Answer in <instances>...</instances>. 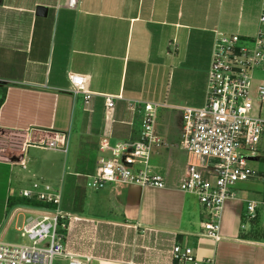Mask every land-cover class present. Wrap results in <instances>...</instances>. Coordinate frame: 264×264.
Instances as JSON below:
<instances>
[{
	"label": "crops",
	"instance_id": "0c3cea01",
	"mask_svg": "<svg viewBox=\"0 0 264 264\" xmlns=\"http://www.w3.org/2000/svg\"><path fill=\"white\" fill-rule=\"evenodd\" d=\"M261 2L79 0L72 9L59 5L63 0H0V234L31 213L21 208L26 203L9 207V201L27 200L19 194L38 177L32 165L38 150L65 152L68 160L72 148L71 171L60 187L51 186L70 215L68 250L86 245L90 253H77L89 255L88 264H139L144 247L168 249L174 242L191 246L202 264H264V241L245 232L252 223L242 227L244 201H264V170L256 177L263 183L259 196L236 191L225 202L219 238L204 235V215L194 194L107 184L92 189L87 202L83 190L102 154L101 140L139 136L140 122L129 100L160 104L158 116L164 119L157 118L156 128L169 147L158 149L153 163L170 184L182 179L193 158L178 147L179 138L169 140L174 123L168 121L181 123L184 106L205 102L216 32L254 35ZM39 7L46 14H39ZM68 72L89 77L95 93L89 103L71 91ZM119 94L123 98L107 109L103 95ZM56 139L62 146L49 148Z\"/></svg>",
	"mask_w": 264,
	"mask_h": 264
},
{
	"label": "built area",
	"instance_id": "2783aa9c",
	"mask_svg": "<svg viewBox=\"0 0 264 264\" xmlns=\"http://www.w3.org/2000/svg\"><path fill=\"white\" fill-rule=\"evenodd\" d=\"M63 5L75 9L79 0H63ZM264 71V0L261 2L258 28L254 35L217 31L211 61L207 71L205 102L201 107L182 108V128L178 147L192 157L185 174L170 184L166 174L153 163L160 148L169 147L168 140L157 128L160 104L129 100L128 107L140 122L136 139L111 143L100 142L102 154L87 186L101 189L107 184L136 183L154 187H173L194 194L200 203L204 220V235L219 238L224 204L236 197L235 186L259 176L251 160L264 159V116L254 115L255 102L259 111L264 104V83L257 77ZM74 94H82L85 103L95 95L89 89V77L68 72ZM107 109L122 95H103ZM63 142L52 140L49 148H59ZM25 166V164H23ZM22 198L38 202L23 204L31 213L14 228L26 242H10L0 234V264H54L56 259L67 264H88L89 255L68 250L67 230L70 215L62 208V195L44 182L21 189ZM242 227L264 216V201L245 200ZM77 219V218H76ZM248 223V225H247ZM144 261L139 264H202L191 246L174 242L170 248L144 247ZM209 262V261H208ZM210 263V262H209Z\"/></svg>",
	"mask_w": 264,
	"mask_h": 264
},
{
	"label": "rangeland",
	"instance_id": "374dc122",
	"mask_svg": "<svg viewBox=\"0 0 264 264\" xmlns=\"http://www.w3.org/2000/svg\"><path fill=\"white\" fill-rule=\"evenodd\" d=\"M208 58H209V55L204 56L205 64H206V61ZM256 77L262 83H264V71H258L256 73ZM203 104L199 105L198 107L203 106ZM188 106H190V105H188ZM259 106H260L259 102H255L253 114L254 115L260 114V115L264 116V104L262 105V112L261 113L259 111V108H260ZM157 118H158L159 122L163 123V119H164L163 115H159ZM167 120H168V117H167ZM168 122L170 123V125L172 123H174L173 126L171 127V129L169 130L171 132L169 134V137H168L169 140L172 139L173 137L176 139H178V138L180 139L182 121L180 123V121H172L170 118V120ZM179 139L176 141L177 144L179 143ZM71 153H72V148H71L70 154ZM70 154H69L68 160H67V154L65 152H60V151L51 150V149L38 150V152L36 154L37 159H35V162L32 163V165L35 164V166L37 168V169H35V168L34 169L38 173V177H36V178L34 177L33 179L38 180L40 182L48 183V184L55 186V187H60L62 185V181L65 179V177H67V173L69 171H71V169H70V162H71ZM166 155H168V151H166ZM155 160L157 162L160 161L161 160L160 156H156ZM250 165L253 166L258 171V173L261 174V172H263V170H264V159L251 160ZM33 179L32 180L30 179L31 182H28L25 185H27V187L31 188L33 183H34ZM84 187H85V188H83L84 193H85L84 198L87 200V202H89L93 197L92 194H93L94 190H92V188H89L88 186H86V184L84 185ZM262 189H263V183H262V181L258 180V178H253L247 182H239L235 186V190L238 192H241V195L243 193H245L246 195H249V196H253V195L259 196ZM246 206H247V203L244 201L243 210H245ZM89 212H90L89 209L88 210L85 209V214H89ZM23 218L24 217L21 216L18 219V223H21ZM244 230H245V232H248V233H249V231H253L252 232V238L264 241V216L262 214H260L258 219L256 221H254L250 227H247ZM1 237H2V239L6 240V241H10V242H26L27 241L25 238H21L19 236V234L15 230V228H8V226L6 227V230L3 231V234L1 235ZM167 242H170V241L167 240ZM74 248L76 250V253L77 252H80L82 254L90 253L88 247H86V245H84V244H80V245L76 244V245H74ZM162 249H163V247H162ZM54 264H67V263L65 260L56 259L54 261Z\"/></svg>",
	"mask_w": 264,
	"mask_h": 264
},
{
	"label": "trees",
	"instance_id": "16d2710c",
	"mask_svg": "<svg viewBox=\"0 0 264 264\" xmlns=\"http://www.w3.org/2000/svg\"><path fill=\"white\" fill-rule=\"evenodd\" d=\"M3 97L0 99V104L3 102ZM26 203V204H37V205H39V203L38 202H35V201H30V200H21V199H19V198H16V199H10V201H9V207H11V206H13L14 204H16V203ZM253 232V231H252ZM255 232V231H254ZM242 236H244V235H242ZM246 237V236H245Z\"/></svg>",
	"mask_w": 264,
	"mask_h": 264
},
{
	"label": "water",
	"instance_id": "95a60500",
	"mask_svg": "<svg viewBox=\"0 0 264 264\" xmlns=\"http://www.w3.org/2000/svg\"><path fill=\"white\" fill-rule=\"evenodd\" d=\"M46 10H47V9L44 8V7H39V9H38V13H39V14H44V13L46 14ZM42 11H43V13H42Z\"/></svg>",
	"mask_w": 264,
	"mask_h": 264
}]
</instances>
